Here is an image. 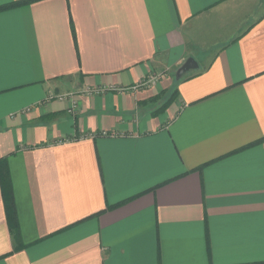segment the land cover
<instances>
[{
  "label": "crops",
  "instance_id": "crops-1",
  "mask_svg": "<svg viewBox=\"0 0 264 264\" xmlns=\"http://www.w3.org/2000/svg\"><path fill=\"white\" fill-rule=\"evenodd\" d=\"M0 159V264H264V0L1 10Z\"/></svg>",
  "mask_w": 264,
  "mask_h": 264
},
{
  "label": "trees",
  "instance_id": "trees-1",
  "mask_svg": "<svg viewBox=\"0 0 264 264\" xmlns=\"http://www.w3.org/2000/svg\"><path fill=\"white\" fill-rule=\"evenodd\" d=\"M33 1H40V0H25V1H20V2H14L8 5H4L0 7V11L8 8H14V7H19L23 6L29 3H32ZM176 91L174 90L172 94H175ZM0 188H1V193L4 201V206H5V213H6V219H7V224L9 227V230L12 232V234L17 235V221H16V216H15V208H14V202H13V197H12V190H11V185H10V180H9V175L7 171V166H6V161L4 159H0ZM115 205L116 206H119ZM113 208V207H112Z\"/></svg>",
  "mask_w": 264,
  "mask_h": 264
},
{
  "label": "rangeland",
  "instance_id": "rangeland-1",
  "mask_svg": "<svg viewBox=\"0 0 264 264\" xmlns=\"http://www.w3.org/2000/svg\"><path fill=\"white\" fill-rule=\"evenodd\" d=\"M174 79V74H173V77ZM103 89H89V88H86L83 93L88 95V96H92L94 94H98V93H103ZM61 98V99H59ZM48 99H53V100H56L58 102H64V103H68L69 104V107L68 109L72 111L70 112L71 115L75 114L76 111L78 110V105H77V102H76V94L74 92H68V93H63V94H55V95H49L48 96ZM167 99V97H166ZM75 106V108H71V106Z\"/></svg>",
  "mask_w": 264,
  "mask_h": 264
},
{
  "label": "water",
  "instance_id": "water-1",
  "mask_svg": "<svg viewBox=\"0 0 264 264\" xmlns=\"http://www.w3.org/2000/svg\"><path fill=\"white\" fill-rule=\"evenodd\" d=\"M196 67V64L193 61H189L180 71L188 70L190 68Z\"/></svg>",
  "mask_w": 264,
  "mask_h": 264
},
{
  "label": "built area",
  "instance_id": "built-area-1",
  "mask_svg": "<svg viewBox=\"0 0 264 264\" xmlns=\"http://www.w3.org/2000/svg\"><path fill=\"white\" fill-rule=\"evenodd\" d=\"M59 99H61V98H59ZM71 108H73V109H74V108H75V106H73V105H72V106H71ZM71 111H72V109H71V110H69V112H71ZM102 135H105V134L103 133Z\"/></svg>",
  "mask_w": 264,
  "mask_h": 264
}]
</instances>
